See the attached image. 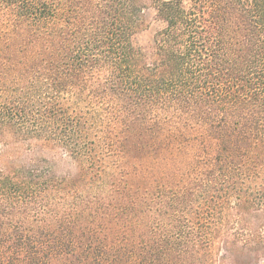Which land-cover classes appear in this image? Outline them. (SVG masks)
<instances>
[{
	"label": "trees",
	"instance_id": "obj_1",
	"mask_svg": "<svg viewBox=\"0 0 264 264\" xmlns=\"http://www.w3.org/2000/svg\"><path fill=\"white\" fill-rule=\"evenodd\" d=\"M0 146V264H264V0H0ZM18 150L118 173L94 212Z\"/></svg>",
	"mask_w": 264,
	"mask_h": 264
},
{
	"label": "rangeland",
	"instance_id": "obj_2",
	"mask_svg": "<svg viewBox=\"0 0 264 264\" xmlns=\"http://www.w3.org/2000/svg\"><path fill=\"white\" fill-rule=\"evenodd\" d=\"M247 1V0H246ZM162 26V23L159 21V19L156 16V12L153 8H150L144 12L143 19H142V26L140 29L136 32L134 35V43L136 46L146 50L150 51L152 43H153V36L155 32ZM94 139V136H93ZM195 147H197V143L195 144ZM194 147V148H195ZM14 150H12L11 147H5V146H0V157H5L9 155V153H13ZM18 153L20 155H25V157H30L35 156V158H44L46 160L52 161V163H55L54 166L56 170V176L62 177L63 175L69 176V178L74 181L72 184L68 185V189H64L61 191H57L60 194H65L66 192H69V195L77 196L80 197L81 200H85L87 202H92L93 205L92 211L96 212L98 207L94 206V203L99 200V198H105L108 192V186L111 181V176L113 177L114 175H117L118 171L114 170V166H117V164L112 165L113 161L112 159L104 158L102 166L105 168H100L99 164L101 163L99 160L96 159V162H94V157L92 160L91 167L86 168V170H83V174L81 175V168L78 164L74 162L73 159L67 158L66 156L63 157V153L59 151H52V150H44L38 154H28L25 153L24 151H19ZM94 164L98 166V169H102L103 171H106L105 174H102L101 178L102 181L99 183L97 182L96 178H94ZM158 165V163H157ZM119 166H125V167H134L133 169L135 171H138V173L145 171L144 173L147 174H152V165L149 162V160H146V158H137L135 156L132 157H125L122 160V163L119 164ZM156 166V163H155ZM127 167V168H128ZM158 166L156 167V172ZM105 169V170H104ZM173 187V186H171ZM52 194H56L53 190H51ZM69 200V198H68ZM66 202V204H61L60 210L62 213V221L64 222H69L70 218L67 215L70 212L71 206H70V201ZM102 203L104 200H100ZM72 203V200H71ZM229 218V223L226 221V224H230L231 221L233 220L232 215H228ZM16 220V219H13ZM30 220V219H28ZM30 222V221H28ZM100 222L104 223L106 227H109V222L107 220H102L99 221L95 217L93 219H84V220H79L78 224L81 225V229L85 228V226H92L95 228V224H99ZM224 227V225H223ZM227 226L224 228L226 229ZM95 230V229H94ZM106 233H109L107 229H103ZM229 230V229H227ZM103 234H105L103 232ZM222 238L226 235V231H221ZM216 240V239H215ZM223 253V248L220 249V254ZM218 257V255L216 256Z\"/></svg>",
	"mask_w": 264,
	"mask_h": 264
}]
</instances>
